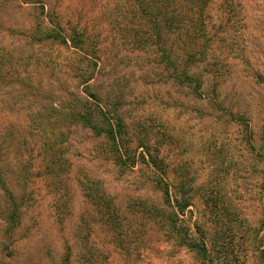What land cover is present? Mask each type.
Segmentation results:
<instances>
[{
    "label": "rangeland",
    "instance_id": "1",
    "mask_svg": "<svg viewBox=\"0 0 264 264\" xmlns=\"http://www.w3.org/2000/svg\"><path fill=\"white\" fill-rule=\"evenodd\" d=\"M193 3L195 32L162 0H0V264H202V238L206 264H264V0ZM94 102L146 161L70 116Z\"/></svg>",
    "mask_w": 264,
    "mask_h": 264
},
{
    "label": "trees",
    "instance_id": "2",
    "mask_svg": "<svg viewBox=\"0 0 264 264\" xmlns=\"http://www.w3.org/2000/svg\"><path fill=\"white\" fill-rule=\"evenodd\" d=\"M194 0H162V13L164 15L170 14V17L173 19H178L179 16H183L181 20L188 21L194 32L196 29V19L194 18V9L195 7ZM204 6H202L203 8ZM168 22V19H165ZM169 23V22H168ZM45 39H53V40H59L60 44H66L67 38L61 34L58 30L56 33H49L45 35ZM75 48H80V46L73 45ZM185 79L190 80L191 78L185 74ZM92 76H86L82 79L83 85H89V82L92 80ZM87 95L92 98V100L97 101V95L92 92H87ZM95 108H91L87 106V104L84 106L85 112L82 111H70V116L75 119L76 121H82L84 125H87V127H90L91 130H93L94 133H96L99 137L104 136L106 140L109 142V153L113 157V161L118 164L119 166H134L139 161H146L144 153L146 152H139L138 154L130 155L128 153V147L125 144L124 139V125L122 124V120L120 117L116 118V121L114 124L112 122L111 116L108 114L106 110L103 109V107L94 102ZM62 139L61 136H48L45 138L43 142V148L46 151L45 156V164H44V171L45 173L49 174L50 172H54L58 167L63 166L62 160H60V153L61 151L57 149V139ZM144 147L143 145L139 146ZM149 152V151H148ZM147 152V153H148ZM58 158V160H57ZM152 162L154 165H158L156 158H152ZM164 194L167 198L168 203L171 202L170 200V193H169V186L168 184H164ZM9 200L11 201V210L8 212L7 219L9 223L13 224L12 227L15 228V224L17 225L18 216L20 214V205L15 201V197L13 192L8 190ZM99 200L102 201L106 205V207L110 206L109 201L106 197L100 196ZM176 205L175 210L169 214V217H172V223H176L178 220L179 214H183L185 209L189 207L188 201L182 202L175 199ZM185 245L190 248L191 250L195 251L198 258H200L202 264H206L210 262V253L207 246V241L205 239L200 240H185Z\"/></svg>",
    "mask_w": 264,
    "mask_h": 264
}]
</instances>
